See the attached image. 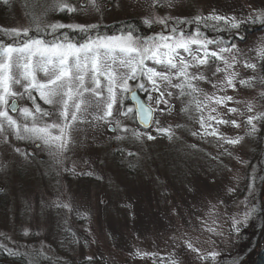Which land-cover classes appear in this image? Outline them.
I'll use <instances>...</instances> for the list:
<instances>
[{
	"label": "rangeland",
	"instance_id": "rangeland-1",
	"mask_svg": "<svg viewBox=\"0 0 264 264\" xmlns=\"http://www.w3.org/2000/svg\"><path fill=\"white\" fill-rule=\"evenodd\" d=\"M41 2L10 0L5 5L0 0V28L26 27V4ZM98 2L101 13L72 18L56 12L49 13L48 19L65 24L98 23L99 33L107 35H120L131 26L134 35L145 40L170 35L168 29L176 20H186L189 22L176 26L189 34L199 28L203 37L214 41L210 50L236 46L234 51L240 60L237 81L254 75L244 68V61L251 59L264 65L257 51L264 47V24L259 21H249L239 29L225 27L223 22L219 26L191 22L196 16L213 12L241 18L253 10L264 12V0H171L170 4L160 0L155 9L150 7L151 0ZM164 17L171 18L167 27L143 23L145 19ZM68 34L74 40L81 39L79 33ZM148 64L151 66L150 61ZM205 75L213 82L223 77L222 73ZM198 83L209 94L233 97L225 106H213L223 119H237L241 127L213 124L227 138L243 137L240 143L221 147L222 142L214 137L193 136L200 130L195 119L199 113L194 105L188 106L189 112L183 111L187 98L175 95L169 100L170 113L155 114L160 127L172 126L175 135L171 140L157 133L155 124L144 128L138 121H124L156 137L147 140L145 135L139 141H116V133L103 121L81 124L82 130L73 134L75 143L61 164L33 144L11 136L5 143L0 137V245L5 246L0 247V264H160V260L169 264L173 257L178 264H209L187 249V242L200 249V255L218 251L217 264H233L234 260L238 264H263L264 120L253 121L256 131L251 135V126L244 120L248 115L264 113V98L260 96L264 85L256 83L247 88L237 82L235 90L217 92L207 80ZM138 96L143 99L145 94L138 92ZM36 102L49 107L39 96ZM247 102L253 104V112H245V116L227 112L231 107L244 111ZM19 104L31 107L26 98ZM125 105L135 107L129 99ZM17 147L32 155L25 159L15 151ZM129 152L134 155L128 156ZM87 172L92 175H85ZM57 203L69 204L72 211L56 207ZM252 209L255 211L247 226L242 223L239 232L234 231L230 217L243 220L245 211ZM208 227L223 235L207 231ZM8 249L18 255H9ZM137 252L155 255L137 256ZM88 256L94 259L89 262L85 259Z\"/></svg>",
	"mask_w": 264,
	"mask_h": 264
},
{
	"label": "snow or ice",
	"instance_id": "snow-or-ice-1",
	"mask_svg": "<svg viewBox=\"0 0 264 264\" xmlns=\"http://www.w3.org/2000/svg\"><path fill=\"white\" fill-rule=\"evenodd\" d=\"M9 2L3 0L5 5ZM159 3L160 0H151L150 7L155 9ZM26 9V27L0 28V137L5 143L9 136L17 141L28 142L35 145L36 149L47 151L57 163L62 164L64 154L75 143L73 134L82 130L79 127L81 124L92 125L95 121H103L110 125L109 131L116 133V141H139L145 135L147 140L156 138L129 127L124 123L125 120L138 121L141 125L155 124V131L171 140L175 135L172 126L160 127V120L155 114L159 112L163 115L165 111L170 113L172 105L169 100L174 95L176 98H187L183 111L189 112L188 106L194 105L195 111L199 113L195 119L200 130L193 132V136L214 137L222 142L221 147L223 144L236 145L243 139L227 138L213 124L241 127L237 119H223L216 107L225 106L226 102L233 101V97L219 96L216 92L209 94L198 83L207 80L217 92H224L227 88L235 90L237 82L247 88L255 87L256 83L264 85V76L260 75L264 72V65H258L251 59L244 61L243 66L251 69L254 75L237 81L239 71L236 66L240 60L237 51H234L235 45L210 50L209 45L214 41L203 37L199 28L189 34L176 26L188 23L186 20H176L168 29L170 35L160 34L159 37L145 40L135 36L131 26L122 30L120 35H107L99 33L98 23L65 24L48 19L49 13L56 12L72 18L92 12L101 13L98 0H75V3L73 0H42L34 6L26 4ZM170 19H145L143 23L167 27ZM249 21L264 24V12L253 10L243 18L213 12L208 16H196L191 22L197 25L213 22L214 26L223 22L225 27L239 29ZM69 32L79 33L81 39H72ZM257 51L258 58L264 60V47ZM206 72L213 77L222 73L223 77L213 82L205 75ZM130 81L134 83L130 84ZM169 89L179 91L173 93ZM138 92L145 94L143 99L138 96ZM37 96L49 107L38 104ZM260 96L264 98V91ZM25 98L31 102V107L19 104V100ZM129 98L135 107L125 105V100ZM161 104L164 108L160 107ZM227 112L245 116V112H253V104L245 103L244 111L231 107ZM254 120H264V113L246 116L244 123L251 126L249 135L256 131ZM15 151L25 159L32 155L22 152L18 147ZM133 155L132 152L128 153V156ZM84 174L92 175L91 172ZM55 206L72 211L69 204L57 203ZM254 211H245L243 220L230 217L232 229L238 233L240 224L247 226L246 222ZM207 231L216 233L212 227H208ZM216 234L223 235L222 232ZM24 235L27 236L28 232L25 231ZM186 247L196 253L201 261L217 264L220 256L218 251L200 255L201 250L191 242H187ZM8 253L18 255L11 249H8ZM136 255L155 254L137 252ZM85 259L91 262L94 257ZM160 264L164 262L160 260ZM169 264H178V261L173 257L169 259ZM233 264H238V260H234Z\"/></svg>",
	"mask_w": 264,
	"mask_h": 264
},
{
	"label": "water",
	"instance_id": "water-1",
	"mask_svg": "<svg viewBox=\"0 0 264 264\" xmlns=\"http://www.w3.org/2000/svg\"><path fill=\"white\" fill-rule=\"evenodd\" d=\"M129 100H131L130 98H129ZM131 103L135 106V104H134V102L131 100ZM142 127H144V128H149L150 127V125H141ZM2 189H0V191H1ZM263 198H264V193H263V196H262V199H261V204H263Z\"/></svg>",
	"mask_w": 264,
	"mask_h": 264
},
{
	"label": "trees",
	"instance_id": "trees-1",
	"mask_svg": "<svg viewBox=\"0 0 264 264\" xmlns=\"http://www.w3.org/2000/svg\"><path fill=\"white\" fill-rule=\"evenodd\" d=\"M135 25H136V24H135ZM21 262H22V261H21ZM21 262H19V263L21 264ZM14 263L19 264L18 261L14 262ZM90 264H93V263H90ZM263 264H264V263H263Z\"/></svg>",
	"mask_w": 264,
	"mask_h": 264
}]
</instances>
